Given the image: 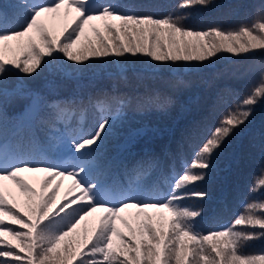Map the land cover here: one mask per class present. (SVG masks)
Here are the masks:
<instances>
[{
  "label": "snow or ice",
  "instance_id": "1",
  "mask_svg": "<svg viewBox=\"0 0 264 264\" xmlns=\"http://www.w3.org/2000/svg\"><path fill=\"white\" fill-rule=\"evenodd\" d=\"M215 3L178 0L175 10L184 15L170 12L161 18L140 14L123 0L0 3V264H264V249L247 252L264 240V199L257 196H264V174L254 180L250 199L241 201L235 219L216 230L201 229L202 210L185 203L207 197L191 189L210 179L213 157L264 100V69L245 95L234 94V107L214 126H204L207 135L199 144L189 141L190 155L180 152L166 169L159 157L145 154L132 167L124 166L120 178L111 174L105 148L117 123L126 119L127 107L117 96L97 100L94 119L86 123L84 108L77 116L75 97L49 103L39 92L16 89L30 103L11 140L4 128L6 77L32 79L57 61L74 71L120 63L124 66L116 72L126 80L131 58L163 70L211 63L224 52L236 57L264 53V3L250 23L236 29L193 30L183 24L192 9ZM145 102L151 104L152 98ZM45 112L47 118L41 115ZM37 120L47 125L42 139L20 135ZM13 188L23 197L22 207ZM123 213L133 217L135 227ZM94 214L89 229L87 218Z\"/></svg>",
  "mask_w": 264,
  "mask_h": 264
},
{
  "label": "trees",
  "instance_id": "2",
  "mask_svg": "<svg viewBox=\"0 0 264 264\" xmlns=\"http://www.w3.org/2000/svg\"><path fill=\"white\" fill-rule=\"evenodd\" d=\"M3 2L5 0H0ZM123 2L140 14H152L156 18L170 12L184 15L175 10L178 0ZM262 3L264 0H216L212 7L192 9L183 24L193 30L217 26L224 30L236 29L250 23ZM97 26H100L99 22ZM86 31L91 35L88 26ZM123 66L120 63L89 65L74 71L57 61L53 68L33 74L32 79L25 78L23 74L21 79L11 76L17 84L7 87L9 96L4 104V128L8 138L12 139L19 124L21 107L27 101V97L16 89L39 87L38 92L49 103L75 97L77 116L79 109L84 108L86 123L94 119L92 105L97 100H110L117 96L127 101V107L124 109L126 119L123 124L117 123L116 132L108 138L105 148L111 174L120 178L124 166L132 167L145 154L159 157L166 169L180 152L190 155L187 144L189 141L192 144L202 141L207 135L203 131L205 125L214 126L222 112L234 107L237 102L234 94L242 97L258 81L259 72L264 69V53L236 57L224 52L213 58L211 63L192 68L187 65L168 66L163 70L152 69L147 63L131 58L126 66L132 71L127 73L126 80L120 79L116 72ZM148 97L152 98L151 104L145 102ZM168 99L171 103L166 104ZM41 115L47 118L46 112ZM72 122L75 124V117ZM57 127L62 129L63 125L58 124ZM47 131V125L37 120L31 125L26 124L20 135H35L42 139ZM212 165L210 179L191 189L193 192H207V197L203 200L192 197L185 201L193 209L202 210L198 223L205 232L231 223L241 211V201L250 199L249 190L254 180L264 174V100L258 103L250 121L225 141L213 157ZM257 196L264 199V196ZM16 202L22 207L23 197L20 196ZM167 215L165 213V217ZM131 218L127 220L135 227ZM117 223L122 231L127 232L120 221ZM94 224L91 221L87 227L91 229ZM84 226L83 223L80 227ZM237 230H242L241 226H237ZM261 249H264V240L255 241L247 252L259 254Z\"/></svg>",
  "mask_w": 264,
  "mask_h": 264
},
{
  "label": "rangeland",
  "instance_id": "3",
  "mask_svg": "<svg viewBox=\"0 0 264 264\" xmlns=\"http://www.w3.org/2000/svg\"><path fill=\"white\" fill-rule=\"evenodd\" d=\"M96 23H98V22H96ZM7 79L5 80V84H6V87H15L16 86V79L15 78H12L11 76H8V77H6ZM17 88V87H16ZM11 89V88H10ZM38 89H39V87H36V88H30V89H27V90H25V89H22L23 91H28V90H31V91H33V92H38ZM27 97V96H26ZM30 103V100H29V98L27 97V101H26V103H25V105L24 106H22L21 107V113L24 111V109H25V107H26V105H28ZM112 145V144H111ZM67 182H65V184H66ZM12 191H13V194H14V196L16 197V200L21 196L18 192H16V190L13 188L12 189ZM98 214H94L92 217H89V218H87V224L89 223V222H91V221H93L94 223H95V221H96V216H97ZM124 216H125V218L126 219H128V220H130V219H132L131 217V215L129 214V213H124L123 214ZM84 222H82V224H83ZM81 224V225H82ZM117 225H119V223H117Z\"/></svg>",
  "mask_w": 264,
  "mask_h": 264
}]
</instances>
